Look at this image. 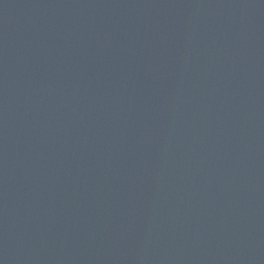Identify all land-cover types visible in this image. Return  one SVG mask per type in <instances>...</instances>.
Masks as SVG:
<instances>
[{
  "label": "water",
  "instance_id": "water-1",
  "mask_svg": "<svg viewBox=\"0 0 264 264\" xmlns=\"http://www.w3.org/2000/svg\"><path fill=\"white\" fill-rule=\"evenodd\" d=\"M0 264H264V0H0Z\"/></svg>",
  "mask_w": 264,
  "mask_h": 264
}]
</instances>
